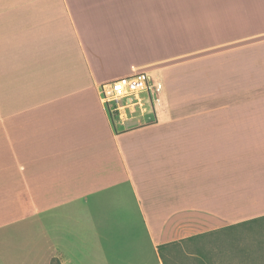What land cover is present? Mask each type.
<instances>
[{"label":"crops","instance_id":"obj_1","mask_svg":"<svg viewBox=\"0 0 264 264\" xmlns=\"http://www.w3.org/2000/svg\"><path fill=\"white\" fill-rule=\"evenodd\" d=\"M168 3L0 0V264H164L264 216V0H196L194 39ZM155 68L168 112L101 100Z\"/></svg>","mask_w":264,"mask_h":264},{"label":"rangeland","instance_id":"obj_2","mask_svg":"<svg viewBox=\"0 0 264 264\" xmlns=\"http://www.w3.org/2000/svg\"><path fill=\"white\" fill-rule=\"evenodd\" d=\"M168 12L170 39L196 38V0H169ZM135 107L128 117L139 110ZM173 255L176 264H264V216L186 241L183 249Z\"/></svg>","mask_w":264,"mask_h":264},{"label":"built area","instance_id":"obj_3","mask_svg":"<svg viewBox=\"0 0 264 264\" xmlns=\"http://www.w3.org/2000/svg\"><path fill=\"white\" fill-rule=\"evenodd\" d=\"M142 92L146 93L148 100L153 105L154 112L158 108L168 112L164 84L160 70L157 68L152 74L140 70L103 82L99 86L101 100L113 114L116 113L123 120L128 117V113L134 112L135 106L144 112Z\"/></svg>","mask_w":264,"mask_h":264},{"label":"trees","instance_id":"obj_4","mask_svg":"<svg viewBox=\"0 0 264 264\" xmlns=\"http://www.w3.org/2000/svg\"><path fill=\"white\" fill-rule=\"evenodd\" d=\"M204 234H199V235H196V236L188 237V238H186V239H184L182 241H178V242H171V243H166V244L159 245L158 246V251H159V254H160L161 258H162L163 263L164 264H168V260L166 258V251L167 250L181 251L183 249V247H181V243L186 242V241H189V240H192V239H195V238L197 239L200 236H203ZM176 247H178L179 250ZM50 264H62V263L59 260V258L53 257L51 259V261H50ZM198 264H206V263L200 261V263H198Z\"/></svg>","mask_w":264,"mask_h":264}]
</instances>
